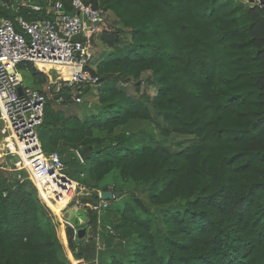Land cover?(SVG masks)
<instances>
[{
	"label": "trees",
	"instance_id": "1",
	"mask_svg": "<svg viewBox=\"0 0 264 264\" xmlns=\"http://www.w3.org/2000/svg\"><path fill=\"white\" fill-rule=\"evenodd\" d=\"M91 1L118 24L100 35L110 50L93 64L98 111L69 115L51 99L39 135L67 171L76 165L77 177L66 174L80 183L83 202L97 201L114 180L120 204L103 213L116 216L88 211L80 238L25 170L0 168V264H264L263 10L240 0ZM19 16L50 17L0 1V17L21 31ZM29 71L46 82L34 65ZM123 82L156 93L138 96ZM154 112L161 141L134 129ZM172 133L192 141L173 151ZM87 146L82 162L72 149ZM127 186L147 191V202L126 196Z\"/></svg>",
	"mask_w": 264,
	"mask_h": 264
},
{
	"label": "built area",
	"instance_id": "2",
	"mask_svg": "<svg viewBox=\"0 0 264 264\" xmlns=\"http://www.w3.org/2000/svg\"><path fill=\"white\" fill-rule=\"evenodd\" d=\"M13 1L37 13L44 10L42 5L35 4L33 0ZM240 1L250 7H260L264 12V0ZM70 7L71 11L63 0H58L47 7L50 17L28 20L19 16L21 31L9 18L0 21V139L4 138L7 144L5 150L0 143V168L13 172L25 170L33 183L48 193L68 191L74 183L71 199L60 209L63 213L74 205L87 211L103 213L111 200L101 198L102 190L98 192L97 201L83 202L78 198L80 183L64 172L67 165L58 151L48 154L43 150L39 135L48 101H64L63 97L56 99L55 94L70 92L74 102L80 104L85 87L100 86V77L94 73L93 64L100 35L108 30V11L96 7L91 0H70ZM77 35L82 39L73 40ZM31 64L47 77L42 88L25 83L22 70H29ZM60 65L72 71L68 79L59 81L55 90L54 80L58 78L57 66ZM129 84L123 82L121 85L126 87ZM19 88L23 89L22 93ZM72 150L82 161L78 150ZM13 156H17L18 160L10 165ZM38 158L42 159L40 163L36 161ZM108 190L114 192L113 186L110 185ZM63 220L68 222L64 217ZM105 229L115 233L109 224L105 225ZM98 247L104 249L106 243L100 242ZM81 263L80 260H74V264Z\"/></svg>",
	"mask_w": 264,
	"mask_h": 264
},
{
	"label": "rangeland",
	"instance_id": "3",
	"mask_svg": "<svg viewBox=\"0 0 264 264\" xmlns=\"http://www.w3.org/2000/svg\"><path fill=\"white\" fill-rule=\"evenodd\" d=\"M107 19H108L107 20L108 21V30H112L118 26V24L116 23V20H115L116 16L112 12H108ZM97 48H98V52L95 56V63H98L99 59L103 56V54H105L106 51L110 50V48L107 47L106 45H104L101 40H99L97 42ZM22 74L24 76L25 83L29 84L30 86H34L32 73L29 70L23 69ZM126 87L128 88L129 93H133L135 95H138V94L140 95L144 91H147L152 96H154V94L156 93V88L154 86H148L145 83L142 85L141 91L139 93L135 90L134 85L129 84ZM72 93L74 95V91H72ZM98 93H99V87H90L89 89H88V87L87 88L85 87V90L83 93L84 97H83L82 103L78 104V103L72 102L69 104H62L60 102H55V107L58 109L65 110L69 115L75 114V115H79L81 118H85L87 116H90L91 114H94L96 111H98V108H99V103H98L99 94ZM71 100H73V99H71ZM82 108H83V110H82L83 112L81 111ZM0 125H1V122H0ZM163 126H164V123H163L162 119L157 115L156 112H154V116H153L152 121L141 122V124L135 126L134 129L136 131H143L145 129L149 133L148 140L151 141V137L154 135V136H156V140L161 141L162 139H164V135H165L160 130L161 128H163ZM126 129H128V127ZM151 131H152L153 135H151V133H150ZM166 139L168 140V143H169L171 149L173 151H176L180 147L188 145L192 141V136H182V135L172 133L171 135L166 137ZM16 160H18V157L13 156L12 161L9 164L12 165V163L15 162ZM75 166L76 165H73L72 166L73 168L71 170H69V171L65 170L64 172L69 174V175L75 174L77 177L79 170ZM77 179H79V177ZM108 181H109L108 183H111V184H112V182H114L113 179H109ZM74 185L75 184L73 183V185L71 186L72 187L71 195H72V192L74 191ZM125 195L126 196L131 195V196L143 198L146 202L148 200L147 191H144L142 188H135L133 186L125 187ZM112 203H113V206H117V204H120V202L115 201V199L111 201V204ZM73 207H77V206L74 205ZM102 216L104 219H114V217L116 216V212L113 211L112 209H109L108 214L103 213ZM77 229H78V232L80 234L81 233H89L88 232L89 227L87 226L86 223L80 224L79 226H77ZM93 230H94V228H93ZM90 232H92V229ZM83 237H85V236H83ZM70 255L72 256V254H70Z\"/></svg>",
	"mask_w": 264,
	"mask_h": 264
},
{
	"label": "water",
	"instance_id": "4",
	"mask_svg": "<svg viewBox=\"0 0 264 264\" xmlns=\"http://www.w3.org/2000/svg\"><path fill=\"white\" fill-rule=\"evenodd\" d=\"M81 36L77 35L73 37V40H81ZM23 89L19 88V92L22 93ZM60 97H63L64 101H67L71 98V93L70 92H61L55 94V98L59 99ZM91 146H87L83 149L78 150L79 155L82 159L83 162H85L90 156H91ZM99 195V194H98ZM101 198L106 199V200H114L119 198L120 192H113L109 190H102L100 193ZM50 201L53 203L54 200L50 198ZM88 211L84 208L81 207H69L64 210L63 217L66 221L69 223L73 224L74 226H79L82 223H88ZM86 233H81L79 235L80 238L85 236Z\"/></svg>",
	"mask_w": 264,
	"mask_h": 264
},
{
	"label": "bare ground",
	"instance_id": "5",
	"mask_svg": "<svg viewBox=\"0 0 264 264\" xmlns=\"http://www.w3.org/2000/svg\"><path fill=\"white\" fill-rule=\"evenodd\" d=\"M58 71V78H56L54 80V89L56 90L58 88V84L59 81L61 79H68L71 75V69L69 67L60 65L57 66ZM0 143H2V146L5 148V150H7V144H6V140L4 138L0 139ZM36 161H38L39 163L42 161L41 158H38ZM29 167L33 168L34 165H29ZM63 178V176H62ZM44 195L48 198H53L55 200V203H53V205H55L58 209L63 208L68 201L71 199V191H67V190H63L60 192H53V193H48L47 191L43 190ZM50 200V199H49Z\"/></svg>",
	"mask_w": 264,
	"mask_h": 264
},
{
	"label": "crops",
	"instance_id": "6",
	"mask_svg": "<svg viewBox=\"0 0 264 264\" xmlns=\"http://www.w3.org/2000/svg\"><path fill=\"white\" fill-rule=\"evenodd\" d=\"M54 1H58V0H33V2H34L35 4H40V5L43 6L44 10L41 11V13L45 11L47 15H49V13L47 12V7H49V4H50L51 2H54ZM63 1H64V0H63ZM1 3H2V5L12 7L13 10H17V8L20 7V6L17 4V2H15V1H13V0H1ZM2 19H3V18L0 17V21H1ZM33 83H34V86H32V87L42 88V86H43V84L40 85V84L35 83L34 80H33ZM28 85H29V84H28ZM29 86H30V85H29ZM70 99H72V98H70ZM73 102H74V100H73ZM60 103H61V102H60ZM71 103H72V102H71ZM74 103H75V102H74ZM82 110H83V108L81 109V111H82ZM82 112H83V111H82ZM71 190H72V187L70 186L69 191H71ZM80 261L83 262V260H80ZM96 264H98V261H96Z\"/></svg>",
	"mask_w": 264,
	"mask_h": 264
}]
</instances>
